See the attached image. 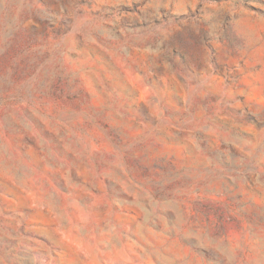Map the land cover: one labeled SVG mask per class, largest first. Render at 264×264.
I'll return each instance as SVG.
<instances>
[{"label":"rangeland","instance_id":"rangeland-1","mask_svg":"<svg viewBox=\"0 0 264 264\" xmlns=\"http://www.w3.org/2000/svg\"><path fill=\"white\" fill-rule=\"evenodd\" d=\"M0 264H264V0H0Z\"/></svg>","mask_w":264,"mask_h":264}]
</instances>
